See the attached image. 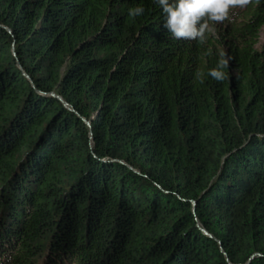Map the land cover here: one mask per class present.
Wrapping results in <instances>:
<instances>
[{
  "label": "trees",
  "instance_id": "trees-1",
  "mask_svg": "<svg viewBox=\"0 0 264 264\" xmlns=\"http://www.w3.org/2000/svg\"><path fill=\"white\" fill-rule=\"evenodd\" d=\"M232 16L0 0V264H264V0Z\"/></svg>",
  "mask_w": 264,
  "mask_h": 264
},
{
  "label": "clouds",
  "instance_id": "clouds-1",
  "mask_svg": "<svg viewBox=\"0 0 264 264\" xmlns=\"http://www.w3.org/2000/svg\"><path fill=\"white\" fill-rule=\"evenodd\" d=\"M260 0H255L259 4ZM165 15L164 27L175 39L196 40L200 44H206L209 37L217 36V24L225 21L233 22L232 10L245 8L253 3V0H155ZM145 9L135 7L129 9L132 17L142 15ZM207 55H212L209 47ZM229 65L226 53L219 52V60L214 68L208 70V75L217 81L227 78L224 71ZM203 73L197 72V79L203 83Z\"/></svg>",
  "mask_w": 264,
  "mask_h": 264
},
{
  "label": "rangeland",
  "instance_id": "rangeland-1",
  "mask_svg": "<svg viewBox=\"0 0 264 264\" xmlns=\"http://www.w3.org/2000/svg\"><path fill=\"white\" fill-rule=\"evenodd\" d=\"M255 47L257 49H263L264 48V25L259 30L258 40L255 44Z\"/></svg>",
  "mask_w": 264,
  "mask_h": 264
},
{
  "label": "water",
  "instance_id": "water-1",
  "mask_svg": "<svg viewBox=\"0 0 264 264\" xmlns=\"http://www.w3.org/2000/svg\"><path fill=\"white\" fill-rule=\"evenodd\" d=\"M88 123L90 124V122L88 121Z\"/></svg>",
  "mask_w": 264,
  "mask_h": 264
}]
</instances>
